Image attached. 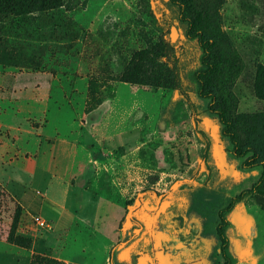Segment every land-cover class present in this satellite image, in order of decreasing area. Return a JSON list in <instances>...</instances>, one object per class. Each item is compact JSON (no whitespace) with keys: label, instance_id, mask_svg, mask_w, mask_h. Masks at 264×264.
<instances>
[{"label":"rangeland","instance_id":"obj_1","mask_svg":"<svg viewBox=\"0 0 264 264\" xmlns=\"http://www.w3.org/2000/svg\"><path fill=\"white\" fill-rule=\"evenodd\" d=\"M222 14L225 31L244 48L251 38L264 41V0H226ZM171 35L148 0H65L45 14L0 16V123L14 127L1 135L20 155L32 150L31 134L43 130L68 142L48 150L66 153L58 172L71 183L93 184L126 209L117 246L128 262H118L114 250L115 264H135L138 256L151 264H222L212 226L199 234L201 219L216 215L259 174L242 171L215 120L190 110L176 91L122 82L130 79L127 69L145 64L134 59L148 40L167 43ZM180 37L176 30L173 43ZM249 79L245 73L234 88L241 112L264 108L248 94ZM199 130L213 138L216 171L206 170ZM85 171L90 175L82 177ZM256 199L230 216L234 264H264V208ZM238 220L252 221L249 244ZM170 249L186 250L188 263L176 262Z\"/></svg>","mask_w":264,"mask_h":264},{"label":"trees","instance_id":"obj_2","mask_svg":"<svg viewBox=\"0 0 264 264\" xmlns=\"http://www.w3.org/2000/svg\"><path fill=\"white\" fill-rule=\"evenodd\" d=\"M148 1L151 15L156 18L160 28H175L180 31L181 37L175 43H151L148 40L141 59H134L145 64H134L127 69L130 79L124 77L122 82L176 91L190 110L199 111L202 117L215 120L219 138L228 143L231 156L241 160L242 171H259L257 180L249 188L231 198L216 215L201 219L199 234H204L211 225L222 264H234L228 237L232 212L237 205L250 198L259 199V204L264 208V111L239 112L234 87L243 72H253L254 97L264 102V63H245L234 40L225 31L222 12L226 0ZM64 6L65 0H0V16L17 18L45 14ZM251 63L253 67L248 72ZM188 94H192L199 103H192ZM197 132L203 144L202 158L206 170L216 171L213 138L209 132ZM20 216L21 209L15 206L7 241L25 248L29 241L15 233ZM31 264L62 263L35 256Z\"/></svg>","mask_w":264,"mask_h":264},{"label":"crops","instance_id":"obj_3","mask_svg":"<svg viewBox=\"0 0 264 264\" xmlns=\"http://www.w3.org/2000/svg\"><path fill=\"white\" fill-rule=\"evenodd\" d=\"M251 41L250 48L241 46L238 39L234 43L245 63L244 56L249 62L264 63V41L257 37L251 38ZM244 75L245 72L238 81ZM252 82L253 72L247 88L248 94L255 98ZM238 111L241 112L239 108ZM263 111L264 108L255 112ZM11 130H14L12 125L3 126L0 123V264H31L35 256L62 264H115L114 253L118 262H128V256L122 257L119 253L124 250L123 245L117 246L119 226L126 218L125 207L100 190H95L93 184L92 187H83L71 183L58 172L65 168L62 160L66 158V153L48 150H53L56 144L65 146L68 142L43 130L38 135L31 134L34 136L32 150L20 155L11 145L12 138L1 135ZM43 145L47 148L41 153ZM89 149L95 153V149ZM93 164H97L96 161ZM85 175L90 173L85 171L82 177ZM93 180L90 179L89 183ZM70 192L73 194L68 201ZM15 206L21 209L15 233L29 241L25 248L7 241ZM38 221L46 222L48 227L39 226ZM167 253L176 262L182 259L188 263L189 253L184 249L173 256L171 249ZM179 254L183 255L182 258ZM135 264H151V260L138 256Z\"/></svg>","mask_w":264,"mask_h":264},{"label":"water","instance_id":"obj_4","mask_svg":"<svg viewBox=\"0 0 264 264\" xmlns=\"http://www.w3.org/2000/svg\"><path fill=\"white\" fill-rule=\"evenodd\" d=\"M171 42L175 39L176 30L175 28H171ZM237 226L239 228L240 234L245 238L246 243H250V237H251V227H252V221H236Z\"/></svg>","mask_w":264,"mask_h":264},{"label":"built area","instance_id":"obj_5","mask_svg":"<svg viewBox=\"0 0 264 264\" xmlns=\"http://www.w3.org/2000/svg\"><path fill=\"white\" fill-rule=\"evenodd\" d=\"M37 223H38V225L41 226V227H45V228L48 227V224H47L46 222H44V221H38Z\"/></svg>","mask_w":264,"mask_h":264}]
</instances>
